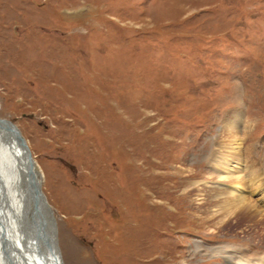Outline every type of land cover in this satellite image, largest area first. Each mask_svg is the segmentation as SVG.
<instances>
[{"label":"rangeland","instance_id":"obj_1","mask_svg":"<svg viewBox=\"0 0 264 264\" xmlns=\"http://www.w3.org/2000/svg\"><path fill=\"white\" fill-rule=\"evenodd\" d=\"M0 117L38 165L63 264L260 249L203 205L225 123L264 171V0H0Z\"/></svg>","mask_w":264,"mask_h":264},{"label":"bare ground","instance_id":"obj_2","mask_svg":"<svg viewBox=\"0 0 264 264\" xmlns=\"http://www.w3.org/2000/svg\"><path fill=\"white\" fill-rule=\"evenodd\" d=\"M240 130L243 129L240 128V125L236 121L225 123L220 128V135L223 137L224 146L226 149H230V151L225 150L221 157L216 158L217 160L213 159L214 157L211 158L213 167H215V164L217 167V170H214V174L212 173L216 179L212 178L213 176H206L204 182L215 180L220 181V184L218 187H208L210 195L203 206L206 207V210L211 207L215 208V212L222 216L228 224H234L242 228L243 231H250L252 237L255 239L251 240V245L254 244L260 248L249 253L251 249L247 246H228L225 248V251L230 252V257L226 260L227 262L229 260L230 264H264V171L258 167L257 163L259 162H255L253 157L247 156L252 153V150L242 147L243 135L241 136ZM1 136L0 129V178L2 177L1 181L4 185V190L9 191V194L6 195L9 198V205H12L13 211L19 213L17 218L19 219L22 217V209L25 211L24 206L22 208L24 194H22V190L16 184L17 178L20 180L22 171L17 163L21 156V150L17 144L9 143L7 145ZM247 158L251 164L250 168H247L248 172L244 173L242 168L247 164ZM36 173L39 178V173L37 171ZM247 180L250 181L249 185L246 184ZM26 206V215L31 216L32 210H30L28 205ZM8 207L4 204L6 211V222L4 225L8 232L7 235L16 239L18 237V234L16 237V233L20 225L16 219L15 221L13 220ZM32 255H34L36 264H47L36 253ZM232 258L235 260H232ZM186 262L185 260L181 261V264H187ZM48 263L53 264L52 257ZM0 264H2L1 258Z\"/></svg>","mask_w":264,"mask_h":264},{"label":"water","instance_id":"obj_3","mask_svg":"<svg viewBox=\"0 0 264 264\" xmlns=\"http://www.w3.org/2000/svg\"><path fill=\"white\" fill-rule=\"evenodd\" d=\"M0 129L2 139L7 143L17 144L21 150V156L18 159V165L21 167L20 180L17 178V186L24 194L22 208V217L18 218L19 213L13 211L9 205L8 190H4L2 177L0 178V239H1V260L2 264H36L34 253H36L45 263L53 258V264H63L60 257L57 223L54 211L49 205L44 195L41 183L37 177L36 171L39 168L30 148L21 134L18 127L10 120L0 117ZM19 168V167H18ZM36 169V171H35ZM19 175V174H18ZM4 204L11 211L13 220H17L20 225L16 237L11 238L7 235ZM32 212L27 216V206ZM29 214V213H28ZM49 252H48V251ZM34 252V253H33ZM48 252V253H47ZM29 259H31L29 261Z\"/></svg>","mask_w":264,"mask_h":264}]
</instances>
